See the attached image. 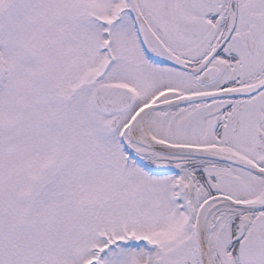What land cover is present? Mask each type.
<instances>
[{"label":"snow or ice","instance_id":"6c2138e0","mask_svg":"<svg viewBox=\"0 0 264 264\" xmlns=\"http://www.w3.org/2000/svg\"><path fill=\"white\" fill-rule=\"evenodd\" d=\"M0 264H264V0H0Z\"/></svg>","mask_w":264,"mask_h":264}]
</instances>
